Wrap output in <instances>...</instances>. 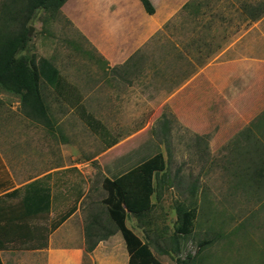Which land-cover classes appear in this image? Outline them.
<instances>
[{"label": "rangeland", "instance_id": "374dc122", "mask_svg": "<svg viewBox=\"0 0 264 264\" xmlns=\"http://www.w3.org/2000/svg\"><path fill=\"white\" fill-rule=\"evenodd\" d=\"M25 5V0H0V31L8 29L6 20ZM69 11L68 1L56 13L38 9L26 23L29 30L32 27V32L29 47L23 54L35 55L37 61L41 58L51 61L67 82L68 79L73 82L72 69L100 68V65L97 60H89L88 55L94 50L80 34ZM263 13L264 0H197L184 9L155 35L143 48L142 56L131 64L149 70L145 76L146 87L138 84L141 87L138 97L143 104L138 109V120L142 122L105 125L110 137L135 133L120 150L125 155L131 153V160L124 163L122 169L131 170L157 153L164 155L165 170L154 178L153 208L138 220L129 216V227L150 244L160 264H179V260L189 264H264L262 197L256 195L255 189H243L234 180L246 164L247 151L252 153L255 149L253 138L259 121L256 101L248 99V106L242 107L234 106L232 101L233 106L225 107L223 93L216 92V106L209 107L215 94L205 78L207 74L187 84L251 25L255 15ZM10 30L15 32L18 26L12 24ZM77 45L79 50L75 49ZM85 49L90 54L84 55ZM43 91L49 117L58 119L53 124L55 131L63 133L64 127L66 131L69 126L75 141L84 143L76 138L82 139L88 125L60 122L68 116V109L45 82ZM2 98L8 99L9 107L2 111L8 109L10 132L29 130L42 141L49 140L54 129L41 121L24 120L19 96L8 93ZM101 148L103 146L98 152ZM68 152L77 153L74 149ZM90 153L88 149L86 158H91ZM70 158L68 160L77 159L73 155ZM117 159L118 148H114L94 164L111 168ZM106 174L114 173H103L101 168L94 176L90 200L98 204L106 195L102 185ZM90 200L85 202L86 208ZM179 205L194 212L192 229L187 235L177 233V228L181 227ZM175 236L179 240V253L175 250ZM206 243L201 249V244ZM189 256L192 259L188 260Z\"/></svg>", "mask_w": 264, "mask_h": 264}, {"label": "crops", "instance_id": "0c3cea01", "mask_svg": "<svg viewBox=\"0 0 264 264\" xmlns=\"http://www.w3.org/2000/svg\"><path fill=\"white\" fill-rule=\"evenodd\" d=\"M67 1L70 18L94 50L92 54L86 53L88 49L82 52L90 54V61L97 60L100 68L71 70L74 79L73 82L68 79V94L65 99L59 98L62 106L68 109V116L60 122L87 125L79 110L81 107L104 125L142 122L138 120V109L143 106L138 97L141 88L138 84L143 83L141 86L146 87L145 76L149 70L131 64L192 0H150L155 8L152 15L147 13L140 0ZM251 21L246 30L187 84L195 82L203 73L207 74L205 78L215 94L209 107L216 106V92L223 93L225 107L233 106V102L234 106H248V99L256 101L259 121L253 138L255 149L252 153L247 151L246 164L234 180L243 189H255L256 195L264 199V13ZM79 48L78 45L75 47L76 50ZM3 95L8 93L3 90L0 93V264H130L127 242L111 219L109 205L104 201L111 196L105 181H114L134 169L121 168L131 160V153L125 155L120 150L135 133L117 138L108 136L106 140L88 126L82 139L76 138L85 142L77 143L69 126L66 131L65 127L62 129L63 133L56 132L53 127L51 137L46 141L28 129L22 133L10 132L8 109L2 111L9 107L8 99L3 100ZM240 99L244 101L240 102ZM19 105L21 107L20 102ZM49 118L52 124L58 121ZM23 119L30 121L25 115ZM110 143L113 144L109 146ZM100 146L103 148L98 152ZM114 148H118V159L111 168L94 164ZM68 149L76 150V155L70 154ZM88 149L92 151L91 158H86ZM70 155L77 159L68 160ZM101 168L103 173L114 174H106L102 182L106 195L98 204L90 197L93 196L94 176ZM262 198L260 202L264 204ZM88 200L89 207L86 208ZM97 213L103 223L97 236L101 240L89 252L86 228ZM129 216L138 218L127 213L126 225L138 236L129 227Z\"/></svg>", "mask_w": 264, "mask_h": 264}, {"label": "trees", "instance_id": "16d2710c", "mask_svg": "<svg viewBox=\"0 0 264 264\" xmlns=\"http://www.w3.org/2000/svg\"><path fill=\"white\" fill-rule=\"evenodd\" d=\"M25 1V8L16 12V14L21 15V18L20 15L16 16V14L14 17L10 16L6 20L8 29H1L0 31V89L19 96L21 109L26 117L34 121H41L45 126H51L53 129V124L49 118V108L43 93V82L58 93L62 99L66 98V93L68 94V82L51 61L43 58L37 61L35 55L23 54L27 51L31 41L30 30L26 23L34 17L38 9L56 13L67 0ZM140 1L148 14L155 13V8L150 0ZM196 1L192 0L184 9L190 8ZM259 17L261 14L255 15L253 19ZM12 24L18 26L17 31L10 30ZM79 110L93 132L104 138L109 136L104 124L97 121L85 108L81 107ZM113 143H110L109 146ZM165 166L163 153H157L114 181H105L111 196L104 202L109 205L111 219L118 225L127 242L131 254L130 264H160L153 255L150 244L143 242L127 227L126 217L129 212L139 219L151 211L154 206L152 197L156 193L154 178L157 173L165 170ZM178 211L181 227L177 228V233L187 235L192 229L194 212L185 210L181 205L178 206ZM99 214L97 213L92 220L90 219L91 221L86 228L89 252L94 250L101 240L100 237L97 238L99 229L103 227V223L99 221ZM173 241L175 250L179 253L178 238L175 236ZM207 244H201V249ZM190 259H192L191 256L188 260ZM179 264L189 263L185 260H179Z\"/></svg>", "mask_w": 264, "mask_h": 264}, {"label": "water", "instance_id": "95a60500", "mask_svg": "<svg viewBox=\"0 0 264 264\" xmlns=\"http://www.w3.org/2000/svg\"><path fill=\"white\" fill-rule=\"evenodd\" d=\"M31 32H32V27H30V32H29V35L31 34Z\"/></svg>", "mask_w": 264, "mask_h": 264}]
</instances>
